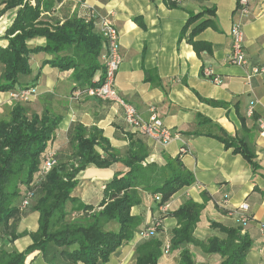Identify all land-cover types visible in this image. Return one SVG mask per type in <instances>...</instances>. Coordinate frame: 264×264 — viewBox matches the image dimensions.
Masks as SVG:
<instances>
[{"label": "crops", "instance_id": "crops-1", "mask_svg": "<svg viewBox=\"0 0 264 264\" xmlns=\"http://www.w3.org/2000/svg\"><path fill=\"white\" fill-rule=\"evenodd\" d=\"M30 3L33 5L34 0ZM2 7L0 5V9ZM247 7L250 16L244 21L234 14L236 0H181L174 9L168 8L163 0H63L51 12L42 14L41 19L48 23L61 22L75 13L86 14L89 8L108 16L119 34L118 47L122 57L114 84L117 97L134 107L141 119L146 120L152 110L177 136L161 145L127 127L122 108L116 101L72 97L68 73H61L48 65L42 67V63L51 60L52 56L38 53L29 59V80L37 73L39 78L32 86L35 93L28 108L40 113L43 108L40 98L48 93L61 99L54 112L61 115L62 120L48 150L65 154L69 148L68 132L79 124L86 129L96 128L110 147L121 153L125 152L131 139L141 141L148 150L146 163L163 165L165 156L178 157L194 177V184L174 194L165 204V211L157 206L156 196L140 192V205L131 209V216L137 218L140 225L132 240L113 254L106 264H134L135 249L148 240L142 237V232L154 222H158L160 229L155 237H159L163 245L169 243L177 222L167 215L187 200L204 205L193 232V237L200 242L212 237L224 239V235L212 229L210 224L234 228L237 217L231 211L241 204L246 205L251 220L242 233L250 238L252 245L245 264H264V137L258 135L259 122H264V77L254 76L246 80L251 66L264 65V0H247ZM19 8L0 16V48L7 46V41L1 37ZM205 10L213 12L211 19L215 28H207L194 38L210 48L209 52L203 50L196 54L186 38L180 40V31L189 16ZM233 21L241 22L244 34L247 58L244 66L227 63ZM44 44L43 38L26 42L28 48ZM205 71H209L220 84L205 77ZM200 98L220 102L225 107L210 106ZM11 102L8 92L0 93V112ZM249 109H252V116L260 117L257 122L252 121V116H246ZM241 118L246 127L243 134L238 133ZM222 132L230 137L247 138L252 143L258 166L256 171L217 139ZM181 148L186 151L180 153ZM112 176V170L88 166L77 175L78 185L73 196L85 205L97 207L103 187ZM203 193L206 194L205 200ZM37 221L38 214L29 213L17 223V233H34ZM30 243V238L22 235L11 246L3 241L0 251L14 249L23 252ZM186 249L196 263L221 262L217 254L203 253L196 246L187 245ZM179 253L170 250L168 255L159 258L158 263L177 264ZM25 264L46 263L35 251L27 256Z\"/></svg>", "mask_w": 264, "mask_h": 264}, {"label": "trees", "instance_id": "trees-1", "mask_svg": "<svg viewBox=\"0 0 264 264\" xmlns=\"http://www.w3.org/2000/svg\"><path fill=\"white\" fill-rule=\"evenodd\" d=\"M31 1L0 2L3 6L0 16L20 7L1 37L7 46L0 48V93L30 91L33 96L32 86L39 73L29 80V59L45 53L52 59L44 61L42 67L48 65L68 73L72 97L75 92L86 97L87 90L103 82L101 57L105 43L94 27V19L87 13H75L61 22L48 23L41 19L42 14L51 12L63 0H34L33 5ZM163 2L170 9L179 5L172 0ZM212 16L213 12L206 10L191 15L180 31V40L186 38L196 54L210 51L207 44L194 38L207 28H215ZM34 38H43L45 44L28 48L26 42ZM40 100L43 107L40 113L15 104L8 117L0 120V245L4 241L11 246L22 235L28 236L31 242L23 252L1 250L0 264H25L27 256L35 251L46 264H106L132 240L140 225L131 216V209L141 203L140 192L156 196L157 206L162 207L182 188L194 184V177L178 157L165 156L163 165L146 163L148 150L141 141L131 139L121 153L112 149L96 128L86 129L79 124L68 132L67 152L54 154L48 147L55 140L62 117L50 109L53 93L43 95ZM199 100L213 107H225L220 102ZM259 119L256 114L252 116L254 122ZM240 122L238 133L243 134L245 120L241 118ZM217 139L226 149H232L233 154L241 156L252 171L258 169L254 147L247 138L230 137L222 132ZM49 152L54 154L55 165L41 177V166ZM88 166L113 171L97 207L85 205L73 196L78 185L76 177ZM202 197L205 200L206 194ZM25 200L27 206L22 208ZM203 208V204L187 200L167 215L177 222L169 242L171 251H180L177 264H199L186 249L187 245L196 246L206 254H217L221 258L219 264H245L252 242L242 233L243 226L238 221L234 228L210 224L224 239L212 237L200 242L193 237ZM29 213L38 214L37 230L18 234L17 223ZM247 220H251L249 215ZM109 224L116 225L117 229H106ZM162 246L159 237L149 238L135 249L134 264H159Z\"/></svg>", "mask_w": 264, "mask_h": 264}, {"label": "built area", "instance_id": "built-area-1", "mask_svg": "<svg viewBox=\"0 0 264 264\" xmlns=\"http://www.w3.org/2000/svg\"><path fill=\"white\" fill-rule=\"evenodd\" d=\"M173 2L180 3L181 0H172ZM87 14L94 19V27L98 30L102 39L104 40V52L101 57V62L103 64V82L100 86L90 88L86 91L85 96L89 98H97L101 100H111L116 101L123 111V121L124 124L131 128L136 129L141 135L156 141L161 145L168 144L172 139L176 138V134L170 129L166 128L161 119H159L151 110L149 117L144 120L141 119L134 107L124 103L120 100L115 92L114 84L116 79V74L122 63V57L119 52L118 47V32L113 26L111 20L106 15L99 14L95 9L89 8ZM234 14L239 17V20L244 21L249 18L250 13L247 7V0H236V8ZM240 21H233L230 29V52L227 57V63L235 66H244L247 64V58L244 53V34L241 28ZM205 77L210 78V72H204ZM254 76L264 77V65L263 66H251L249 69V74L246 76V80H250ZM214 84H220V81L216 78L211 80ZM32 97L31 92H21L10 94V99L12 101L26 102ZM81 97L79 92L74 93V98ZM252 109H249L246 113L247 117H251ZM258 135L264 137V122H259ZM185 148L180 149V153H184ZM55 160L54 154L49 152L43 161L41 166V177L46 176L49 171L54 167ZM27 206V200L23 202L22 208ZM165 205L160 207L161 211H165ZM236 217L238 223L243 226V228L248 223L247 220V207L244 204L239 205L231 211ZM75 216V213L72 214ZM159 227L158 222H154L148 228L144 229L142 232V237L149 239L153 238L156 234V229ZM262 235L264 238V228H262ZM264 252V246H263ZM170 248L169 243L162 246L161 253L162 256L169 254Z\"/></svg>", "mask_w": 264, "mask_h": 264}, {"label": "rangeland", "instance_id": "rangeland-1", "mask_svg": "<svg viewBox=\"0 0 264 264\" xmlns=\"http://www.w3.org/2000/svg\"><path fill=\"white\" fill-rule=\"evenodd\" d=\"M79 98H81V97H79ZM53 99H54V101L51 102L50 109L52 108L53 111L54 110L57 111V106L61 104V102H60L61 99H58V98H53ZM31 102H32L31 98L29 99V101H26V102H21L20 101V103H14L12 101L10 106H4V107L1 108L0 120L1 119H6L8 117L9 111L12 109V107L15 104H19V105L27 108V107H29ZM2 116H4V117H2ZM106 229L115 231L117 229V226L113 225V224H109Z\"/></svg>", "mask_w": 264, "mask_h": 264}]
</instances>
